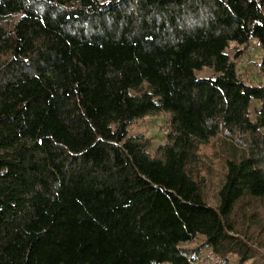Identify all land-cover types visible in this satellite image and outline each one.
Here are the masks:
<instances>
[{"label": "trees", "instance_id": "obj_1", "mask_svg": "<svg viewBox=\"0 0 264 264\" xmlns=\"http://www.w3.org/2000/svg\"><path fill=\"white\" fill-rule=\"evenodd\" d=\"M260 214L264 0H0V264H264Z\"/></svg>", "mask_w": 264, "mask_h": 264}, {"label": "rangeland", "instance_id": "obj_2", "mask_svg": "<svg viewBox=\"0 0 264 264\" xmlns=\"http://www.w3.org/2000/svg\"><path fill=\"white\" fill-rule=\"evenodd\" d=\"M230 57L235 54V49L231 47L227 50ZM262 53L254 41L249 42L245 47L243 54L236 60L237 72L242 80L248 84H258L263 82V76L258 72L257 65L261 59ZM198 77L211 76V72L207 69H203L197 72ZM257 103L253 102L250 105L251 117H255V108ZM169 132L168 116L164 113L148 116L142 119H138L129 129V136H141L150 141V153H154L155 149L166 142V136ZM201 154H203V159L209 167L210 174V185L209 194L211 197L215 195L217 190L218 182L220 181L223 174V150L219 147L215 141L210 142L207 146L202 148ZM258 213H261L258 211ZM263 224L264 216L259 215L255 217ZM208 256V250L201 254L200 259L201 264H215L216 260ZM228 264H238L237 258L235 256L229 257ZM244 264H254L248 261Z\"/></svg>", "mask_w": 264, "mask_h": 264}]
</instances>
